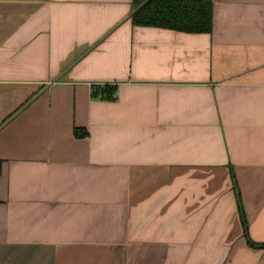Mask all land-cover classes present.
<instances>
[{"label": "crops", "instance_id": "obj_1", "mask_svg": "<svg viewBox=\"0 0 264 264\" xmlns=\"http://www.w3.org/2000/svg\"><path fill=\"white\" fill-rule=\"evenodd\" d=\"M213 2L0 0V264H264V0Z\"/></svg>", "mask_w": 264, "mask_h": 264}, {"label": "trees", "instance_id": "obj_2", "mask_svg": "<svg viewBox=\"0 0 264 264\" xmlns=\"http://www.w3.org/2000/svg\"><path fill=\"white\" fill-rule=\"evenodd\" d=\"M131 16L132 24L136 27H152L174 30L188 34H206L213 28V0H133ZM116 86H94L92 96L104 100H113ZM77 137L84 138L88 132L76 129ZM3 161L0 160V175ZM240 214L248 243L254 247L264 248V245L254 244L249 236L244 210L240 206Z\"/></svg>", "mask_w": 264, "mask_h": 264}, {"label": "water", "instance_id": "obj_3", "mask_svg": "<svg viewBox=\"0 0 264 264\" xmlns=\"http://www.w3.org/2000/svg\"><path fill=\"white\" fill-rule=\"evenodd\" d=\"M136 10H137V9H133L131 16L135 13Z\"/></svg>", "mask_w": 264, "mask_h": 264}]
</instances>
